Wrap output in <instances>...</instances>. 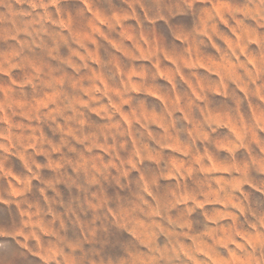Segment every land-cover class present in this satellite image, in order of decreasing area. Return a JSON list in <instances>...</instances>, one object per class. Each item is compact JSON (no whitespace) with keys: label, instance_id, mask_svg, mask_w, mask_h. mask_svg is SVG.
I'll return each instance as SVG.
<instances>
[{"label":"clouds","instance_id":"obj_1","mask_svg":"<svg viewBox=\"0 0 264 264\" xmlns=\"http://www.w3.org/2000/svg\"><path fill=\"white\" fill-rule=\"evenodd\" d=\"M0 264H264V0H0Z\"/></svg>","mask_w":264,"mask_h":264}]
</instances>
